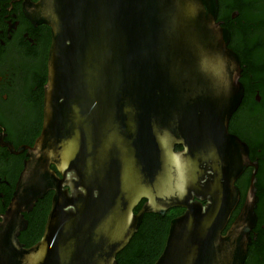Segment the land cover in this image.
Wrapping results in <instances>:
<instances>
[{"label": "water", "instance_id": "water-1", "mask_svg": "<svg viewBox=\"0 0 264 264\" xmlns=\"http://www.w3.org/2000/svg\"><path fill=\"white\" fill-rule=\"evenodd\" d=\"M42 8L52 30L44 126L1 227L0 264H118L146 214L178 207L186 211L172 219L155 264H245L259 162L229 131L245 87L218 0ZM248 167L245 202L228 228ZM51 190L43 236L25 248L23 213Z\"/></svg>", "mask_w": 264, "mask_h": 264}, {"label": "flooded vegetation", "instance_id": "flooded-vegetation-1", "mask_svg": "<svg viewBox=\"0 0 264 264\" xmlns=\"http://www.w3.org/2000/svg\"><path fill=\"white\" fill-rule=\"evenodd\" d=\"M218 2L217 21L229 31V48L240 58L243 67L241 82L248 83L254 103L264 108V95L257 87L264 78L256 76L250 69L259 66L264 68V0ZM43 12L42 0H0V233L26 163L31 160L30 149L35 146L44 126L45 86L48 81L52 30L43 22ZM254 107L250 99L244 98L229 125L230 133L247 144L246 140L231 131V127L243 125L245 130L264 127V117L261 111L254 112ZM182 149L181 145L175 147L176 151ZM250 158L253 162L257 161L251 148ZM51 169L56 170L55 165L52 164ZM252 171L253 167H248L236 181L241 199L231 215L228 227L243 207L249 188L244 187L243 181L249 179L250 185ZM54 195L55 191H49L37 201L32 211L23 213L27 228L18 236L23 247L31 248L41 240ZM145 202L143 199L134 213H138ZM185 211L184 208H173L163 217L176 213V218ZM148 215L156 217L158 214ZM145 218L146 215L143 221ZM257 235L255 232L252 234L253 242L245 264L263 262L264 256L259 255Z\"/></svg>", "mask_w": 264, "mask_h": 264}, {"label": "trees", "instance_id": "trees-1", "mask_svg": "<svg viewBox=\"0 0 264 264\" xmlns=\"http://www.w3.org/2000/svg\"><path fill=\"white\" fill-rule=\"evenodd\" d=\"M250 69L251 72L256 74V76L264 78V68H262V66L250 67ZM244 84L246 88L244 98L250 99L252 105L255 106L253 111H261V115L264 117V108L259 104L256 105V103H254V95L249 94L248 83L246 82ZM257 87L264 95V81L258 84ZM251 89L252 88H250V90ZM231 131L248 142L254 159L259 162V170L257 174V194L259 196L257 214L259 216V222L254 232L258 234L259 255L264 256V227H262L264 225V127L254 130H245L243 125L236 127L232 126ZM251 135L253 137H251ZM243 185L247 189L249 186V179L243 181ZM174 216H176V213H171V215L166 218L158 215L153 217L146 214V218L142 222L139 231L134 235L129 245L118 254V264H155L164 250L170 223L172 219H174ZM262 261L261 264H264V257Z\"/></svg>", "mask_w": 264, "mask_h": 264}]
</instances>
